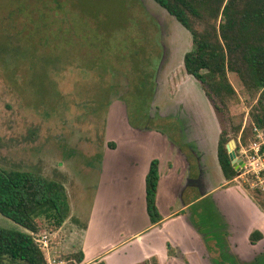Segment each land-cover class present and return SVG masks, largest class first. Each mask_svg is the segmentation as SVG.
Segmentation results:
<instances>
[{
    "label": "rangeland",
    "instance_id": "374dc122",
    "mask_svg": "<svg viewBox=\"0 0 264 264\" xmlns=\"http://www.w3.org/2000/svg\"><path fill=\"white\" fill-rule=\"evenodd\" d=\"M192 45L191 33L154 0H0V166L39 171L63 182L71 205L70 217L60 229L43 228L33 234L38 242L47 235L48 245L40 244L50 264L77 263L73 255L81 252L82 229L96 211L95 198L101 204L108 173L113 175L117 172L113 166L124 165L117 160V148L136 156L144 168L156 158L169 160L168 197L177 198L176 206L191 202L186 221L177 217L192 227L173 222L178 237L188 230L195 237L198 227L212 231L223 224L216 201L201 197L200 187L182 198L173 190L180 189L176 182L180 174L188 182L189 168L172 143L175 139L181 143L186 125L160 112L174 105L179 112L182 102L195 112L209 152L208 174L219 183L223 174L216 158L218 130L229 127L228 118L237 124L243 114L247 124L246 100L254 97L243 94L238 77L231 74L241 102L229 114L212 115L199 81L184 67ZM231 140L243 161L236 184L258 205L259 198L264 200V177L260 181L248 172L242 146L238 147L241 134L238 141ZM190 162L200 175L197 160ZM127 200L123 194L109 199V209L114 205L120 220L130 209ZM134 212L139 219L148 218L141 206ZM102 225L98 220L93 226ZM0 226L25 230L2 213ZM179 251L172 264H184ZM175 254L178 250L172 247L171 257ZM197 257L207 261L200 253ZM262 257L257 264H264Z\"/></svg>",
    "mask_w": 264,
    "mask_h": 264
},
{
    "label": "trees",
    "instance_id": "16d2710c",
    "mask_svg": "<svg viewBox=\"0 0 264 264\" xmlns=\"http://www.w3.org/2000/svg\"><path fill=\"white\" fill-rule=\"evenodd\" d=\"M154 1L191 33L193 45L184 56V67L199 81L216 113L229 114L232 106L241 102V93L231 82V74L238 77L243 94L254 97L246 100L247 124L244 114L237 124L228 118L229 127H224L219 137L218 160L231 182L241 172L233 165L227 144L232 138L238 141L241 134L242 145L248 146L255 140L257 128L264 131V0ZM157 52L162 53L158 49ZM159 180V159H153L146 177L147 212L152 223L162 219L157 205ZM258 205L264 210V200L259 198ZM70 212L63 182L39 171L0 166V213L25 229L0 226V264H50L33 234L43 228L60 229ZM262 238L263 234L255 231L250 240L255 244ZM73 257L81 263L84 253ZM97 264L107 263L100 260Z\"/></svg>",
    "mask_w": 264,
    "mask_h": 264
},
{
    "label": "crops",
    "instance_id": "0c3cea01",
    "mask_svg": "<svg viewBox=\"0 0 264 264\" xmlns=\"http://www.w3.org/2000/svg\"><path fill=\"white\" fill-rule=\"evenodd\" d=\"M210 105L212 108V115H216L213 105L211 103ZM174 106H169V108H173ZM182 108L190 107L183 106L179 109ZM160 113L167 118H176L177 122L181 120L178 114H171L168 110L167 112ZM219 137L220 133L216 142V158L222 171L218 160ZM181 139V143L177 142L176 139L175 141H172V139L170 140L175 149L181 154L185 163V168H189V174H187L188 182H184V174H180L179 179H175L178 183L177 185H180V189L175 186L173 190L178 193L180 198L185 196V193H188L190 196L194 194L193 191L195 189L193 187L199 188V185H197L198 182L192 183L199 175L192 169V163L190 162L191 158L196 159V155L193 156L190 151L187 152L188 141L182 136V132ZM204 141L206 142L205 138ZM116 144H118V141ZM182 145H186V148ZM206 145L205 143V145L203 144L201 147L203 154L200 162L199 160L197 161L200 166L199 178L201 181H199V183L202 186L199 195L201 197L214 198L220 209V216L223 217V224L215 226L212 231H203L198 227L195 231V237H193L189 230V234L186 231V234L181 237L175 234L172 227L174 223H176V225L180 224L182 227H192V223H187V225L184 223V220L181 219L184 217L186 221L187 210L191 202L176 206L175 200L177 198L171 200L170 197H168L169 181L171 180L169 173L172 170L170 168L171 164L168 162L169 160H164L163 158H156L159 159L160 171L157 205L162 219L158 223H152L149 214L148 218L143 216L139 219L140 216L134 214V208L141 206L142 212L145 211L148 213L146 177L151 162L149 167L147 166L144 168L143 164L136 156L128 151L118 150L117 148V160L120 165H124L121 167L113 166L117 169L116 173H112L113 175L107 172L110 177L107 175V184L100 196L101 204H98L96 201L97 198H95L94 205L99 206L94 207L96 211H93L89 223L86 224L85 229H82L83 239L81 251L84 253V260L76 264H97L100 260H104L107 264H147L151 259L153 260V264H172V261L179 258V252H181L179 248H181L183 252V256L180 257L184 264H186V262H189V264H225L226 262L230 264L233 259L234 263L232 264L259 263V259L264 254V211L259 208L243 187L236 184V180L229 182L223 171V179H220L219 183H213L210 173L208 174V167L205 160V157L209 153L206 149ZM104 176H106L105 172L102 179ZM102 187L103 185L101 183L100 188ZM163 187H165V191L161 192V188ZM121 194L124 195L125 201L126 198L128 199L127 203L130 205V209L128 210L130 212H125L127 217L123 220L117 218L114 205L112 206L113 208L109 209L111 207L109 201L110 197L120 196ZM108 212L109 215H107ZM97 219L102 222L103 225L98 227V229L96 228V230L93 225L95 221H98ZM141 219L145 222L141 223ZM182 221L184 224H182ZM139 223L142 224V227H139ZM255 231H260L263 234V238L253 244L250 237ZM146 236L148 238L145 239L144 242H141ZM204 238L208 239L207 242ZM173 241H176L175 246ZM129 244L132 246H127ZM172 247H176L178 250V254H175L174 257L170 255ZM197 253H200L201 258L207 257V261L204 259V261H201V259L197 257ZM224 254L227 255L228 258H224ZM223 259L225 263H222Z\"/></svg>",
    "mask_w": 264,
    "mask_h": 264
},
{
    "label": "flooded vegetation",
    "instance_id": "af4514ba",
    "mask_svg": "<svg viewBox=\"0 0 264 264\" xmlns=\"http://www.w3.org/2000/svg\"><path fill=\"white\" fill-rule=\"evenodd\" d=\"M182 105L186 106L184 102H182ZM174 107L171 108L172 110L170 109L169 112L174 113V114H178L179 118H181L182 121L185 123L186 128L184 130L182 129V136L184 138H186V140L188 141V144H187L188 145V148H187L188 151H190L193 156L196 155L195 156L196 160L197 161L199 160V162H200L201 156L203 154L201 147L203 146V144L205 145L206 142L204 141V137L201 134V132H199L200 130H199V124H198L197 116H196L195 112H193L190 108H182L178 112V111H176L177 108H174ZM199 176L197 179L192 181V183L198 182L197 185H199V187L202 188L201 184L199 183V181H201Z\"/></svg>",
    "mask_w": 264,
    "mask_h": 264
},
{
    "label": "built area",
    "instance_id": "2783aa9c",
    "mask_svg": "<svg viewBox=\"0 0 264 264\" xmlns=\"http://www.w3.org/2000/svg\"><path fill=\"white\" fill-rule=\"evenodd\" d=\"M255 132V140L248 146L241 145L240 153L242 158L246 159V167H250L248 172L252 173L256 179L262 181L261 177H264V131L257 128ZM47 238V235H44V240H41L45 245H48Z\"/></svg>",
    "mask_w": 264,
    "mask_h": 264
},
{
    "label": "water",
    "instance_id": "95a60500",
    "mask_svg": "<svg viewBox=\"0 0 264 264\" xmlns=\"http://www.w3.org/2000/svg\"><path fill=\"white\" fill-rule=\"evenodd\" d=\"M235 147H236L235 140H231L227 144V148H228V151H229L230 159H231L233 165L236 166L238 170H241L242 167H243V161L237 156V152L235 150Z\"/></svg>",
    "mask_w": 264,
    "mask_h": 264
}]
</instances>
